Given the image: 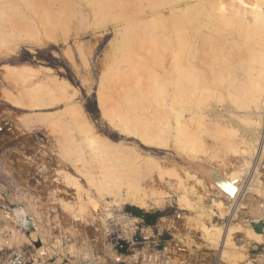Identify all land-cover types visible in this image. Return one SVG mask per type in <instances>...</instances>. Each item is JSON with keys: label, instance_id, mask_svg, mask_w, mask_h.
I'll use <instances>...</instances> for the list:
<instances>
[{"label": "bare ground", "instance_id": "1", "mask_svg": "<svg viewBox=\"0 0 264 264\" xmlns=\"http://www.w3.org/2000/svg\"><path fill=\"white\" fill-rule=\"evenodd\" d=\"M64 15L77 19L78 31L114 30L96 91L107 124L145 145L181 151L200 166L203 177L164 170L157 158L101 134L74 101L76 88L53 75L52 68L5 63L2 76L15 85V92H4L11 106L26 103L33 110H52L63 104L62 112L22 118L29 128L30 120L44 126L72 169L53 172L52 181L61 183L66 193L70 190L71 198H62L58 187L49 190L50 203L58 205L49 210L61 209L80 223L88 216L94 220L97 213L108 217L112 208L122 210L125 204L147 211L171 197L154 185H172L174 178L177 208L197 226L202 244L217 251L223 264H242L251 245L264 244V226L260 232L252 228L253 222L264 219V178L253 165L256 155L264 156V0H0V53H14L20 42L66 43L69 21L65 23ZM77 30L74 35L80 36ZM74 49L86 66L84 47L76 43ZM247 176L246 198L231 209ZM188 179L198 186L208 181V203ZM17 209L0 207V247L39 241L33 248L40 264H61L60 255L49 262L51 249L42 225L26 216L28 237L19 230ZM28 211L42 219L34 205H28ZM214 217L221 222L214 223ZM104 220L97 263L107 264L124 256L114 257L117 253L102 230ZM53 244L52 252L59 253L56 241ZM68 249L77 259L79 250L72 240Z\"/></svg>", "mask_w": 264, "mask_h": 264}, {"label": "rangeland", "instance_id": "2", "mask_svg": "<svg viewBox=\"0 0 264 264\" xmlns=\"http://www.w3.org/2000/svg\"><path fill=\"white\" fill-rule=\"evenodd\" d=\"M71 13L72 12H67V14ZM73 15H68L70 20L67 16L64 15L65 23L69 21L66 31L68 32V41L66 43H62V41H59L56 44L54 42H48L46 44L38 46L30 45L27 42V44H24V42H20L19 47L14 50V53L8 54L5 53V51H1L0 53V119L9 118L13 121L14 124V130L12 133L0 136V207L6 210L9 208L13 211L18 206L19 209H17V211H19V213L17 215V220L19 222V225H17V227L26 235V216L30 217L32 220H35L34 222L36 224L42 225V228L47 234V243L50 246L51 255L53 254L52 247H54V241H52L54 231L52 230V227L49 223V219L51 217L49 209H51V207H55L57 209L58 205H51L49 200L51 196L48 195L50 192L49 190L58 187L62 189L61 191H59V194L62 198H66L67 200L71 198V195H68V193H71V191L68 190V193H66V191L64 190V186L61 183L57 184L53 182L52 178H54V176H52V174L58 168L65 167L70 171H72V169L69 163L60 157V155L58 154V146H56V144L54 143L53 138L49 137L45 133V131H43L45 130V128L43 125L41 127L40 122H35V120L33 121L27 119L30 120L29 123L34 124H31L30 126V128H32L34 131L33 132L32 129H30L28 126L30 125L27 123L28 121H22L23 119L32 117L28 116L31 113L34 114H32V118H34L38 116L36 115L37 113L42 114L41 111H53L55 113V111L57 112L58 110L60 111L62 109V112L63 104L52 108V110L46 107L44 108H46L47 110L44 108H41L40 110H33V108L25 105L26 103L21 105L22 108L20 107V105L17 107L11 106V103L10 101H7L8 98L7 96H5L4 92L7 93V90L8 92L10 90V93L15 92V85L13 80H11L10 78H6V76L4 79V76H2L4 75L3 69H1L2 64L6 63L19 65L25 63L31 64L33 66H46L52 68L53 75H55L57 78L67 80L72 87L76 88L77 94L74 97L76 98L74 99V101L82 106L89 120L94 123L97 131H99L101 134L105 135L107 138L114 142H122L126 145L134 146L143 156L151 155L157 158L164 170L174 169L179 176L184 175V171L187 170L189 172L196 173L200 177H203L200 166L184 153H181V151H178L173 147L165 149L145 145L137 138L126 136L121 134L119 131L113 130L101 117L100 110L97 105L96 91L98 87L99 76L103 68H105V66L103 65L107 64L108 57L106 55L107 52L110 51L109 49L111 40L114 37V30L110 27L106 31L101 33L97 31L94 32L92 31V29H87V31L85 30V28H79L80 30L78 31V28L75 25L77 19H73L75 16ZM70 16H73L72 21ZM68 27L70 30L68 29ZM76 30L79 34L81 33L80 36L74 35ZM76 43H81V45L84 47V52H86L85 54L87 55L86 66L82 65V61L79 59L74 49ZM67 48H69V51H71L70 55L68 54V52H66ZM64 52L68 57L65 56ZM72 52H74L73 55ZM2 87L4 88V90H2ZM5 89L7 90L5 91ZM59 111L57 113H59ZM25 114L28 115L25 116ZM22 123H27V125H23ZM38 125H40V127ZM19 126H24L26 128L28 127V132L26 128L25 131V129H23L22 127L19 128ZM28 158H30L31 160ZM244 178L245 177L242 178V181H244ZM173 179L171 181L172 185L163 182H159L154 185L156 191H162L166 193V195H171V197H169L162 206L154 207L150 210L145 211L133 205L125 204L123 205L122 210L131 214L133 217L141 218V216L139 215H143L142 223L145 225L149 223H147L146 216L144 215L150 216L151 218H153L154 216L153 222H157L159 228L163 230V238L167 237L164 228H166L170 223V220L173 221L174 216L180 212L181 218L179 220H174L173 227L171 228V231L173 233V241L179 246H185L189 254L193 256L196 261L208 264L217 257V251L206 249V247L202 244L203 242L201 232H199L197 226L192 225L193 223H189L190 221L187 220V218H185L184 216V211L177 208L175 196L173 194V192L175 191ZM186 182L190 186L192 185L194 187L195 192L198 191V193L204 194V196H206L205 202H209L211 196L207 187L208 181H203V183L205 184L204 186L195 185L192 179H188ZM63 190L65 193L63 192ZM11 198H14V200H11ZM228 204L229 203H227V205ZM28 205H34L41 213L40 218L42 217V219H39L40 221H38L35 217H33L32 214L29 213ZM132 208H137L138 211L134 212L132 211ZM114 210L115 212L113 213ZM116 210L120 211L121 209H115V207L112 208V214H110L109 216L112 217L118 214ZM54 212V217H58L61 220V223L67 226V228L69 229L72 237V243H75L77 250H79V254H86L88 251L91 252L92 247L94 249H99L98 247L101 242L99 231L100 221H103L104 219L106 220V218H108L109 216L106 217L107 215H99L100 213H97L96 215H93L94 220L91 216H88L86 220H83L81 222V224L80 222L73 221L71 216L61 209H58ZM244 214L242 213V216ZM160 217L165 218L164 220L159 221ZM228 220L229 217L226 216L222 222H227ZM212 221L214 223L221 222L216 217H214ZM90 239H95L96 242L92 243ZM237 242L240 243L241 240H237ZM16 247L28 249L33 253V256L35 255V247L33 248V243L31 245L29 243H23L21 246ZM261 247H264V244L258 245L259 249ZM248 251L250 256V254L254 252L253 245L249 247ZM7 253L8 250L5 249L2 256L5 257ZM71 260L72 263H74L73 259ZM110 262L111 260L108 261L107 264H111Z\"/></svg>", "mask_w": 264, "mask_h": 264}, {"label": "built area", "instance_id": "3", "mask_svg": "<svg viewBox=\"0 0 264 264\" xmlns=\"http://www.w3.org/2000/svg\"><path fill=\"white\" fill-rule=\"evenodd\" d=\"M14 130L13 121L9 118L0 119V136L10 134ZM254 167L258 170L260 176L264 178V156L256 155L253 161ZM248 176L241 182L236 199L230 205L234 209L239 202H242L248 184ZM52 206L55 204L51 203ZM54 211H50L49 223L54 231L52 241H56L57 247L54 250H59V253H53L49 262H53L58 255L61 256V264H102L99 261L98 255L102 253L98 249H93L89 254L80 253L78 258L70 254L69 245L72 237L67 226L61 223V220L55 218ZM231 218V215H228ZM134 217L121 210L118 214L106 218L102 226L106 241L111 248L120 256L131 258L129 264H204L191 256L186 247H180L173 241L174 220L181 218L180 212L174 216V220L165 229L166 238H163V230L159 228L157 222L145 225L142 221L132 220ZM176 228V227H175ZM3 237L7 240L8 233L4 231ZM31 245V244H30ZM7 249L8 253L5 257L2 256L3 251ZM186 249V251H185ZM253 253L248 256L242 264H264V247L258 248V245L253 248ZM73 262L72 263V260ZM122 259L111 260V264H122ZM0 264H40V258L34 257L33 253L24 248H8L3 244L0 247ZM208 264H223L216 257Z\"/></svg>", "mask_w": 264, "mask_h": 264}, {"label": "water", "instance_id": "4", "mask_svg": "<svg viewBox=\"0 0 264 264\" xmlns=\"http://www.w3.org/2000/svg\"><path fill=\"white\" fill-rule=\"evenodd\" d=\"M264 226V219L259 220L258 222H253L252 223V228L254 229L255 232H260L262 230V227ZM25 231L28 233L29 230L25 229ZM34 246H39L40 242L36 241L33 243Z\"/></svg>", "mask_w": 264, "mask_h": 264}, {"label": "crops", "instance_id": "5", "mask_svg": "<svg viewBox=\"0 0 264 264\" xmlns=\"http://www.w3.org/2000/svg\"><path fill=\"white\" fill-rule=\"evenodd\" d=\"M139 216H141V218H140V217H134V218H139V221H143V217H142L143 215H139ZM152 219L154 220V216H153ZM152 223H153V221H152L151 223H149V224H152ZM146 225H148V224H146ZM115 256H116V257H118V256H119V257H122V256H120V255H118V254H115L114 257H115ZM126 257H127V256H124V258H121V259L123 260V261H122V262H123L122 264H129V262L127 261V258H126Z\"/></svg>", "mask_w": 264, "mask_h": 264}, {"label": "trees", "instance_id": "6", "mask_svg": "<svg viewBox=\"0 0 264 264\" xmlns=\"http://www.w3.org/2000/svg\"><path fill=\"white\" fill-rule=\"evenodd\" d=\"M132 211L136 212L138 211L137 208H132ZM146 216V221L147 223H151L153 221V219L150 216L144 215Z\"/></svg>", "mask_w": 264, "mask_h": 264}]
</instances>
